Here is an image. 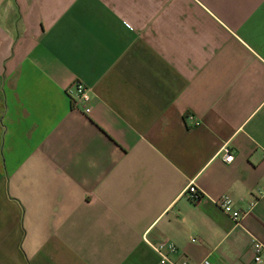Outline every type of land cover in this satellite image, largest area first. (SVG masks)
<instances>
[{
  "label": "crops",
  "instance_id": "1",
  "mask_svg": "<svg viewBox=\"0 0 264 264\" xmlns=\"http://www.w3.org/2000/svg\"><path fill=\"white\" fill-rule=\"evenodd\" d=\"M256 241L264 0H0V264H256Z\"/></svg>",
  "mask_w": 264,
  "mask_h": 264
},
{
  "label": "built area",
  "instance_id": "2",
  "mask_svg": "<svg viewBox=\"0 0 264 264\" xmlns=\"http://www.w3.org/2000/svg\"><path fill=\"white\" fill-rule=\"evenodd\" d=\"M67 94L70 98L72 107L74 110L82 111L86 115H90L92 112L91 102L93 99V94L91 89L83 86L80 82H75L68 90ZM193 126H200V122L195 121V118L189 116L187 118ZM222 159L226 164H231L234 162V155L227 149H224L222 152ZM192 201H198L201 198V194L198 191L197 187L190 183L186 188L185 193ZM214 203L221 209V211L227 215L232 221L237 224H240V221L246 216V213L243 210H239L234 201L226 196L221 197L218 200H215ZM150 247L160 256V264H190L188 261H182L179 263L171 262L168 255L176 253V247L172 244L161 243L158 245H150ZM254 252V262L256 264H261L264 256V245L255 242L253 245ZM201 264H212L209 260L203 261Z\"/></svg>",
  "mask_w": 264,
  "mask_h": 264
}]
</instances>
